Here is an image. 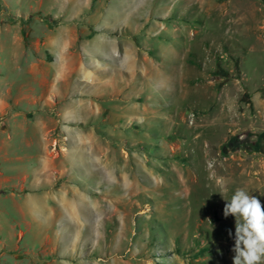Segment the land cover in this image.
Here are the masks:
<instances>
[{
    "label": "rangeland",
    "instance_id": "rangeland-1",
    "mask_svg": "<svg viewBox=\"0 0 264 264\" xmlns=\"http://www.w3.org/2000/svg\"><path fill=\"white\" fill-rule=\"evenodd\" d=\"M14 25L17 53L64 78L23 111L43 139L0 141V264H233L224 199L264 205V0H0Z\"/></svg>",
    "mask_w": 264,
    "mask_h": 264
},
{
    "label": "crops",
    "instance_id": "crops-1",
    "mask_svg": "<svg viewBox=\"0 0 264 264\" xmlns=\"http://www.w3.org/2000/svg\"><path fill=\"white\" fill-rule=\"evenodd\" d=\"M15 13H20L16 11ZM20 28L17 26H11L6 29L0 28V141L5 142V140H11L13 132H18L16 128L18 126H40V140L43 139L44 134L42 130V120L39 119L34 114L23 113L24 110H27L35 103L47 98L51 94L62 93V89H59V84L61 79L64 78V74L56 70L52 76L45 74L37 64L33 61H28L25 59L24 53L19 55L17 53V46L22 39L19 36ZM65 34L55 33L51 41V46L56 47L55 61L61 62L65 58V51L69 48L71 41L73 40V28L67 27L65 29ZM9 41V44L5 42ZM21 61L26 65L27 78L26 81H20L19 78L16 79L10 78V72L5 68L6 63H18ZM52 82V83H50ZM47 84V86L45 85ZM49 84V85H48ZM67 89H69L68 83ZM69 91V90H67ZM39 121V122H38ZM35 135H31L27 138V144L30 145L33 142V138L39 137L34 132ZM3 145H0V176L2 175V163L4 164L6 154L3 152ZM16 160H20L19 157H16ZM43 170V163H39V172L36 170L34 179H33V188H36L37 185L41 182ZM5 180V179H4ZM0 186H5L0 181ZM37 189V188H36ZM0 197L3 199L8 196L5 193H0ZM41 197V196H40ZM25 203L32 208V210H40L41 205L33 198L25 196ZM16 204V203H15ZM1 238V237H0Z\"/></svg>",
    "mask_w": 264,
    "mask_h": 264
},
{
    "label": "clouds",
    "instance_id": "clouds-1",
    "mask_svg": "<svg viewBox=\"0 0 264 264\" xmlns=\"http://www.w3.org/2000/svg\"><path fill=\"white\" fill-rule=\"evenodd\" d=\"M220 195L227 191L226 183L217 181ZM223 216L235 219L233 264H264V205L244 188H237L230 199H224ZM233 236L231 230L228 231Z\"/></svg>",
    "mask_w": 264,
    "mask_h": 264
}]
</instances>
